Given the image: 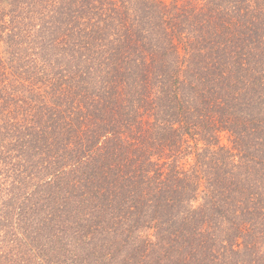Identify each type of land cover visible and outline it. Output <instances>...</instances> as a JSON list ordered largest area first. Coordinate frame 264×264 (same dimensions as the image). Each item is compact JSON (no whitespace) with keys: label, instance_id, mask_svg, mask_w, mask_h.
<instances>
[{"label":"trees","instance_id":"16d2710c","mask_svg":"<svg viewBox=\"0 0 264 264\" xmlns=\"http://www.w3.org/2000/svg\"><path fill=\"white\" fill-rule=\"evenodd\" d=\"M0 264H264V0H0Z\"/></svg>","mask_w":264,"mask_h":264}]
</instances>
